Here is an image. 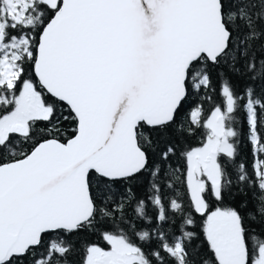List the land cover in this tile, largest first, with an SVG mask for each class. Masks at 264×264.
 I'll use <instances>...</instances> for the list:
<instances>
[{"label": "snow or ice", "instance_id": "obj_1", "mask_svg": "<svg viewBox=\"0 0 264 264\" xmlns=\"http://www.w3.org/2000/svg\"><path fill=\"white\" fill-rule=\"evenodd\" d=\"M0 264H264V0H0Z\"/></svg>", "mask_w": 264, "mask_h": 264}, {"label": "trees", "instance_id": "obj_2", "mask_svg": "<svg viewBox=\"0 0 264 264\" xmlns=\"http://www.w3.org/2000/svg\"><path fill=\"white\" fill-rule=\"evenodd\" d=\"M248 151H249V148H248V146H245V147L243 148V152H244L245 154H247V153H248Z\"/></svg>", "mask_w": 264, "mask_h": 264}]
</instances>
